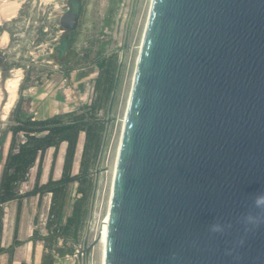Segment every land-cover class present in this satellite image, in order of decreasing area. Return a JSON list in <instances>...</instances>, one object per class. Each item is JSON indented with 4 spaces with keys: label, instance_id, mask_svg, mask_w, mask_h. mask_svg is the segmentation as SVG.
<instances>
[{
    "label": "water",
    "instance_id": "water-1",
    "mask_svg": "<svg viewBox=\"0 0 264 264\" xmlns=\"http://www.w3.org/2000/svg\"><path fill=\"white\" fill-rule=\"evenodd\" d=\"M103 264H264V0H152Z\"/></svg>",
    "mask_w": 264,
    "mask_h": 264
},
{
    "label": "rangeland",
    "instance_id": "rangeland-1",
    "mask_svg": "<svg viewBox=\"0 0 264 264\" xmlns=\"http://www.w3.org/2000/svg\"><path fill=\"white\" fill-rule=\"evenodd\" d=\"M151 2L84 0L79 27L82 36L74 52L64 60L57 48L63 36L60 19L67 11V0H0V28L5 25L8 31L7 37L0 30V170L10 142L8 128L11 112L19 98L23 100V113L38 119L63 112H80L95 97L94 87L100 71L98 60L110 53H114L117 58L114 89L109 103L97 113V117L105 122L106 131L93 171L89 215L82 241L77 246L76 254L66 255L63 251L57 254L55 264H102L101 241L89 254L84 249L97 238L108 216L119 143ZM15 79L19 80L18 86H8ZM10 101L14 102L8 109L6 105ZM84 137L82 134L78 145L76 170ZM52 158L51 150L44 163V176L50 172ZM56 167L57 162L54 176ZM34 177L35 169L29 182L22 186V191L32 186ZM76 188V185L69 188L67 208L78 197ZM48 202L47 195L41 200L40 206L33 198L23 202L21 219L23 216V220L28 221V231L19 233L18 237L24 242L34 229L41 235L46 233ZM16 206L17 203H13L6 207L7 212L13 209V226ZM29 243L24 248L28 252L32 246V242ZM42 246L41 242H37V251H42ZM37 256L38 261L31 258L26 264H41L40 252Z\"/></svg>",
    "mask_w": 264,
    "mask_h": 264
},
{
    "label": "trees",
    "instance_id": "trees-1",
    "mask_svg": "<svg viewBox=\"0 0 264 264\" xmlns=\"http://www.w3.org/2000/svg\"><path fill=\"white\" fill-rule=\"evenodd\" d=\"M0 30L7 31L5 25ZM98 63L100 71L94 87L95 97L80 112H63L38 119L23 113L22 97L11 112L8 128L10 142L0 173V255L9 256L8 264L13 263L16 249L26 243L19 240L18 232L22 204L31 197H39L40 206L45 195L51 196L45 224L46 233L41 235L34 229L27 241L32 242L33 246L37 242L42 243L41 264H55V256L61 251L66 255H74L77 246L81 244L89 215L93 171L106 131V124L97 117V113L106 108L113 92L117 58L114 53H110L102 56ZM82 134L85 137L76 170V155ZM64 143L66 148L62 173L59 179H54L53 170L60 147ZM50 150H53L51 169L47 182L42 183L44 163ZM34 169L32 186L22 191V186L29 182ZM73 184L77 185L78 197L73 201L70 215L64 219L69 188ZM10 202H17L15 230L11 245L5 248L2 246L4 207Z\"/></svg>",
    "mask_w": 264,
    "mask_h": 264
},
{
    "label": "crops",
    "instance_id": "crops-1",
    "mask_svg": "<svg viewBox=\"0 0 264 264\" xmlns=\"http://www.w3.org/2000/svg\"><path fill=\"white\" fill-rule=\"evenodd\" d=\"M13 17H15V16H13ZM5 34L8 37V33L5 32ZM6 41H7V38L4 39V42H6ZM65 148H66V144L64 143L60 147V152L58 154V159L56 161L57 162V167H56V172H55L56 174H55V176L53 175L54 179H59L60 176H61ZM46 158H47V156H46ZM44 172H45V169H43V174H42V179H41L42 180V183L47 182L48 177H49V174L47 176H44ZM0 173H1V170H0ZM73 185H76V184H73ZM76 187H77V185H76ZM47 197L49 199L47 209L49 210L51 196L50 195H47ZM31 198L36 199V201H38V203H39V197H31ZM73 201H72V204L70 206H68V208H67V201H66V205H65V208H64V215H65L64 216V219L67 216L70 215L71 210H72ZM13 203H17V202H10L8 204H13ZM8 204H6L5 207H4L5 214H4V231H3V238H2V246L5 247V248L6 247H9L11 245V243L13 241V237H14V230H15V224H14V226L12 225L13 209L11 211L7 212V208L6 207H7ZM16 210H17V206H16ZM22 211H24V208L23 207H22ZM22 211H21V215H22ZM47 213H48V211H47ZM7 218H8V223H7ZM19 228H20V232H18V236H19V233L21 234V232H23V231H25V233H26L28 231V221L23 220V216H22V219L20 217V225H19ZM30 237H31V235H30ZM19 240L24 241L23 239H21V237L19 238ZM27 241H26L25 246H21V247H18L16 249V251L14 253V258H13V263L12 264H26L28 262V260H30L31 258L32 259H35V262H36V260H37L36 256H37V253L38 252H40V257H42L43 246H42V251L41 250L40 251H37L36 245L33 246V244H32V246L30 248V252H28V250L26 251V249H24L25 247H27L30 244ZM40 248H41V246H40ZM8 261H9V256L7 254L0 255V264H8ZM40 262H41V258H40L39 263Z\"/></svg>",
    "mask_w": 264,
    "mask_h": 264
},
{
    "label": "flooded vegetation",
    "instance_id": "flooded-vegetation-1",
    "mask_svg": "<svg viewBox=\"0 0 264 264\" xmlns=\"http://www.w3.org/2000/svg\"><path fill=\"white\" fill-rule=\"evenodd\" d=\"M83 5H84V0H82L81 3V11H80V17L77 28L73 31H67V32L61 31L63 33V36L61 39V43L57 49L60 52V57L64 60L67 59L70 53L74 52L73 49L75 46L78 45L80 41V37L82 36L79 32V27H80V19L82 16ZM71 6H72V0H67V5H66L67 11L70 10Z\"/></svg>",
    "mask_w": 264,
    "mask_h": 264
},
{
    "label": "bare ground",
    "instance_id": "bare-ground-1",
    "mask_svg": "<svg viewBox=\"0 0 264 264\" xmlns=\"http://www.w3.org/2000/svg\"><path fill=\"white\" fill-rule=\"evenodd\" d=\"M152 3V2H151ZM18 79H15L13 82H10L8 83V86H11V87H17L18 86ZM14 101H10L9 104L6 105V108H10L11 105L13 104ZM116 164V163H115ZM114 172H115V169H114ZM114 179V178H113ZM107 224H108V216H107V219L105 220L104 222V225L102 227V240H101V244L103 246V259H102V264L104 262V249H105V243H106V230H107ZM37 260H39V256H36Z\"/></svg>",
    "mask_w": 264,
    "mask_h": 264
}]
</instances>
